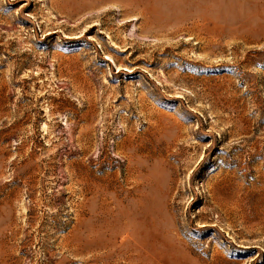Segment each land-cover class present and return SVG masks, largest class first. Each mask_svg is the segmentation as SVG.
<instances>
[{"label": "rangeland", "instance_id": "374dc122", "mask_svg": "<svg viewBox=\"0 0 264 264\" xmlns=\"http://www.w3.org/2000/svg\"><path fill=\"white\" fill-rule=\"evenodd\" d=\"M262 203L264 0H0V264H264Z\"/></svg>", "mask_w": 264, "mask_h": 264}, {"label": "bare ground", "instance_id": "6f19581e", "mask_svg": "<svg viewBox=\"0 0 264 264\" xmlns=\"http://www.w3.org/2000/svg\"><path fill=\"white\" fill-rule=\"evenodd\" d=\"M103 1H104V0H103ZM146 1H147V0H146ZM130 3H131V2H130ZM147 17H148V16H147ZM148 18H149V17H148ZM168 25H169V24H168ZM175 30H176V29H175ZM180 31H181V30H180ZM262 204H263V203H262ZM263 205H264V204H263ZM259 206H260V205H259ZM120 208H121V207H120ZM250 210H251V209H250ZM254 210H255V209H254ZM255 211H256V210H255ZM249 212H250V211H249ZM246 213H247V212H246ZM249 215H250L253 219H260V221L262 220V221H261V223H262V222L264 221V206H262V207L259 209V211L257 210V211L255 212L254 215L251 214V213H249ZM250 216H249V217H250ZM247 217H248V216H247ZM250 220H251V219H250ZM251 221H252V220H251ZM113 222H114V221H113ZM132 222H133V221H132ZM257 222H259V221H257ZM111 223H112V222H111ZM250 223H251V222H250ZM261 223H260V224H261ZM133 225H134V223H133ZM140 227H141V225H140ZM140 227H139V228H140ZM131 228H132V227H131ZM131 228H130V229H131ZM256 228H259V227H256ZM144 229H145V228H144ZM140 231H141V230H140ZM98 232H99V231H98ZM131 232H132V231H131ZM131 232H130V233H131ZM134 234L136 235L135 232H134ZM131 235H132V234H131ZM145 235H146V234H145ZM126 237H128V236H126ZM146 237H147V236H146ZM128 238H129V237H128ZM128 238H127V239H128ZM136 238H137V237H136ZM130 239H131V238H130ZM130 239H129V240H130ZM162 239H163V238H162ZM166 239H167V238H166ZM137 240H138V239H137ZM146 240H147V239H146ZM146 240H145V242H146ZM129 242H130V241H129ZM129 242H128V243H129ZM136 242H137V241H136ZM140 242H141V241H140ZM140 242H139V243H140ZM145 242H144V243H145ZM170 242H172V241H169L168 243H170ZM132 243H133V241H132ZM160 243H164V240H163V242L161 241ZM172 243H173V242H172ZM130 244H131V243H130ZM154 244H155V243H154ZM156 244H157V243H156ZM158 244H159V243H158ZM165 244H166V243H165ZM173 244H174V243H173ZM176 244H177V243H176ZM181 244H182V243H181ZM136 245H137V244H136ZM139 245L142 246L141 243H140ZM144 246H145V244H144ZM144 246H143V247H144ZM165 246H166V245H165ZM167 246H168V245H167ZM177 246H178V245H177ZM148 247H150V246H148ZM178 247H179V246H178ZM131 249H132V248H131ZM135 249H136V248H135ZM140 249H141V248H140ZM188 249H189V248H188ZM144 250H145V248H144ZM144 250H143V251H144ZM181 250H182V249H181ZM140 251H142V250H140ZM148 251H149V250H148ZM130 252H131V251H130ZM145 252H146V251H145ZM150 252H151V251H150ZM153 252H154V251H153ZM182 252H183V251H182ZM187 252H188V251H187ZM120 253H121V252H120ZM140 253H141V252H140ZM142 253H143V252H142ZM166 253H167V252H166ZM171 253H172V252H171ZM127 254H128V253H127ZM138 255H139V254H138ZM138 255H137V256H138ZM154 255L156 256V254H154ZM154 255H153V256H154ZM168 255H169V254H168ZM195 255H196V254H195ZM137 256H136V257H137ZM139 256H140V255H139ZM184 256H186V258L188 257L187 254H185ZM145 257H146V256H145ZM147 257H148V256H147ZM147 257L144 258V259L142 260V264H143V263H144V264H160V262H161V261L159 260V258H157L158 260H156L155 258H154L155 260H148V259L151 257V255H150V257H149L148 259H147ZM131 258H132V257H131ZM131 258H130V259H131ZM137 258H138V257H137ZM216 258H218V257H216ZM139 259H140V257H139ZM163 259H164V258L162 257L161 260H163ZM173 259H174V258H173ZM177 259H178V258H177ZM177 259H176V260H177ZM193 259H194V258H193ZM196 259H197V258H196ZM191 260H192V259H191ZM129 261H130V260H129ZM129 261H128V262H129ZM159 261H160V262H159ZM196 261H198V259H197V260H194V264H196ZM103 262H104V261H103ZM140 262H141V261H140ZM166 262H167V260H166ZM171 262H172V261H171ZM130 263H131V262H130ZM135 263H136V262H135ZM138 263H139V261H138ZM202 263H203V262H202ZM132 264H134V263H132ZM161 264H162V262H161ZM169 264H172V263H169ZM185 264H186V263H185ZM199 264H201V263H199ZM204 264H212V263H204ZM214 264H219V263H214Z\"/></svg>", "mask_w": 264, "mask_h": 264}]
</instances>
